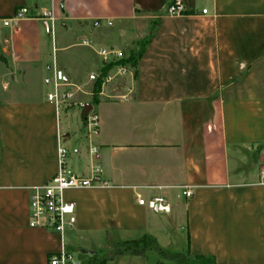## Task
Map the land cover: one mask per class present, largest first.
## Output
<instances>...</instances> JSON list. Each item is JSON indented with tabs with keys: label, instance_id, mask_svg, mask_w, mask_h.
<instances>
[{
	"label": "crops",
	"instance_id": "0c3cea01",
	"mask_svg": "<svg viewBox=\"0 0 264 264\" xmlns=\"http://www.w3.org/2000/svg\"><path fill=\"white\" fill-rule=\"evenodd\" d=\"M173 1L0 0V16L26 5L58 18L53 32L32 17L0 34V264H49L61 251L74 264H264V0H179L185 10L170 15ZM145 38L128 98L110 96L121 86L98 95L96 134L86 138L79 108L56 114L54 65L83 82L100 69L98 48L127 56ZM59 136L78 173L97 146L107 181L64 191L76 220L63 232L30 226L28 206L30 187L58 168ZM155 194L169 212L136 202ZM142 239L140 250L97 249ZM166 248L182 261L164 260Z\"/></svg>",
	"mask_w": 264,
	"mask_h": 264
},
{
	"label": "built area",
	"instance_id": "2783aa9c",
	"mask_svg": "<svg viewBox=\"0 0 264 264\" xmlns=\"http://www.w3.org/2000/svg\"><path fill=\"white\" fill-rule=\"evenodd\" d=\"M185 10L181 1L175 0L167 7L170 15L180 14ZM206 13V9L202 10ZM36 17L44 20L48 24L50 32L54 30V24L58 19L52 9L42 10L39 14H34L29 6L22 5L8 16H0V34L3 29L15 27L22 19ZM111 24V22H108ZM97 54L101 58V66L104 67L110 62H115L105 73L101 74L100 69L96 72H90L83 82L71 81L67 76L53 66L52 76L50 78L51 89L46 94V99L55 106L56 114L61 110H67L78 107L83 118L84 132L87 139L96 134L99 130V113L94 107L92 98L95 95L94 83L100 78L101 86L97 96L102 94L105 87L113 85L116 91L120 86L118 82L124 81L121 87L125 88L123 93L111 94V97L127 99L132 86L125 85V77L133 72L132 67L126 63H120L125 58V54L114 47H100ZM90 86V87H89ZM89 96L90 101H84L80 96ZM85 104H90L89 109L84 113ZM62 137L58 138L57 145V163L56 172L50 176L44 183L31 186L29 194V225L40 226L57 232H63L66 227H73L75 224V203L72 200L64 198V191L69 189H80L94 186H104L107 181L102 176L99 163L100 152L95 145L89 147V153L94 158V163L87 174L75 172L68 165L69 150L63 143ZM264 176V170L262 171ZM183 195L189 198L193 195L191 186L185 185L182 190ZM136 202L155 212H169L170 203L162 194L151 195L147 198L137 196ZM49 264H74L71 256L61 251L49 258Z\"/></svg>",
	"mask_w": 264,
	"mask_h": 264
},
{
	"label": "trees",
	"instance_id": "16d2710c",
	"mask_svg": "<svg viewBox=\"0 0 264 264\" xmlns=\"http://www.w3.org/2000/svg\"><path fill=\"white\" fill-rule=\"evenodd\" d=\"M146 42H147V39L146 38L143 39L140 42V48H139V50L136 53L135 52H131L125 58H123L120 61H118L120 63L129 64L132 67L134 78H136V76H137V59L140 56V54L142 53L144 45H145ZM114 63L115 62H110V63L106 64L104 67H102L100 69L101 74L105 73ZM100 86H101V80L99 78L93 85L94 90H95V95L92 98V102L93 103H97L98 102V96H97L96 93L99 92ZM124 243H128V242H124ZM140 244L142 245V247L140 249H142L145 246V244H146L145 240L142 239V240L137 241V244L134 247H132L131 249L134 250L135 247L138 248L139 246H141ZM140 249H137V250H140ZM126 250H129V249L127 247H124V249H120L119 251H126ZM133 250H131V251H133ZM106 260H107V258H102V259H99V260H93V262L91 264H105ZM189 264H216V262L210 256L195 255V256H193L190 259Z\"/></svg>",
	"mask_w": 264,
	"mask_h": 264
},
{
	"label": "rangeland",
	"instance_id": "374dc122",
	"mask_svg": "<svg viewBox=\"0 0 264 264\" xmlns=\"http://www.w3.org/2000/svg\"><path fill=\"white\" fill-rule=\"evenodd\" d=\"M138 49H139V47H136L134 50L135 51H133V52H137L138 51ZM94 72H96V71H94ZM87 78V74L85 75V77L83 78V79H86ZM124 84V81L122 80V81H120V82H118V85L119 86H122ZM110 86H113L112 84L111 85H109V87ZM90 87V86H89ZM106 88V87H105ZM120 89V88H119ZM106 90V89H105ZM76 108H78V107H76ZM137 241L138 240H135V241H131V242H128V243H120V244H115L114 246H110L111 244H110V242H107V244H104V245H102V246H99V247H97V249L98 250H100V251H106V250H110V251H112L113 253H115L116 251H119L120 249H124V247H127L130 251L131 250H133V249H131L132 247H134L136 244H137ZM141 245V244H140ZM142 247V245L141 246H139L138 248H136L135 247V249L137 250V249H140ZM104 253H100V256L101 257H104L105 256V254L103 255ZM163 255V256H162ZM162 258L164 259V260H176V261H182V259H181V257H180V255H178V254H176V253H174L172 250H170V249H168V248H166V250L164 251V253L162 252ZM97 260H99V259H97Z\"/></svg>",
	"mask_w": 264,
	"mask_h": 264
},
{
	"label": "water",
	"instance_id": "95a60500",
	"mask_svg": "<svg viewBox=\"0 0 264 264\" xmlns=\"http://www.w3.org/2000/svg\"><path fill=\"white\" fill-rule=\"evenodd\" d=\"M43 25H44L46 28H48V27H49L46 21H43ZM84 107H85V108H84V113H86V112H87V110H88V109H89V107H90V104H85V106H84Z\"/></svg>",
	"mask_w": 264,
	"mask_h": 264
}]
</instances>
